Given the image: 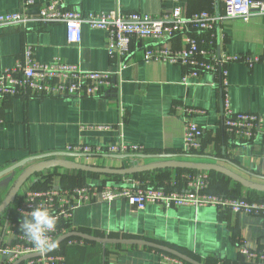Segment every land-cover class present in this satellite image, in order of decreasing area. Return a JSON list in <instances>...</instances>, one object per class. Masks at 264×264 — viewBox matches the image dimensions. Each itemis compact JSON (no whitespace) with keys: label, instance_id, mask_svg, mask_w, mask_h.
Segmentation results:
<instances>
[{"label":"crops","instance_id":"crops-1","mask_svg":"<svg viewBox=\"0 0 264 264\" xmlns=\"http://www.w3.org/2000/svg\"><path fill=\"white\" fill-rule=\"evenodd\" d=\"M48 1L37 0L33 10ZM62 1L83 13H106L119 9L159 15L174 6L171 1L162 0ZM219 4L220 0H180L183 14L216 9ZM19 9L20 0H0V13ZM263 24L264 16H252L247 21L239 18L227 20L220 25L217 46L229 54H261ZM164 40L169 47L182 46L180 35ZM158 42L153 39L134 41L126 66L113 80L115 87L100 94L19 95L0 102V171L27 157L51 152L78 154L62 158L109 168L160 160L135 157L138 153H169L178 160L217 163L250 181L264 184V122L252 139H236L222 126L221 102L223 97H227L235 111L264 114V63L257 62L252 67L242 62L227 64L224 88L218 76L212 73L204 74L199 81L190 79L184 83V67L160 60L144 62L143 49ZM106 44L107 33L85 22L82 23V39L78 44L67 43L61 23L0 26V72L22 59L28 45L32 46L33 58L38 62H48L57 57L83 69L116 72L119 60L116 56H109ZM178 105L204 110V114L192 116L203 130L202 146L198 151L184 150L185 117L176 110ZM71 145L102 150L112 145H138L142 151L127 154L105 151L79 153L68 151ZM35 162L26 163L0 177V203L19 174ZM198 172L208 175L209 192L264 197V193L247 189L218 172H187L169 168L150 174L146 179L140 178L149 183L162 180V183L158 182L161 186L173 181L180 188L187 174ZM128 179L129 176L118 178L88 172L79 176L75 171L57 168L31 176L11 206L0 213V245L15 242L16 235L12 228L10 231L9 220L11 224L14 222V206L28 190L48 185H123L128 183ZM80 203L76 202L71 218L64 224L65 230L97 237L145 239L176 249L204 264H242L244 258L236 246L241 239L252 249L264 247V214L234 213L210 206L164 208L157 204H147L143 209L134 210L124 199ZM92 243L73 244L64 249L65 245L60 251L64 264H172L166 257L172 255L148 246L107 244L103 251L101 243ZM4 262L5 258L0 255V264ZM179 264L188 263L181 260Z\"/></svg>","mask_w":264,"mask_h":264},{"label":"built area","instance_id":"built-area-1","mask_svg":"<svg viewBox=\"0 0 264 264\" xmlns=\"http://www.w3.org/2000/svg\"><path fill=\"white\" fill-rule=\"evenodd\" d=\"M173 2L174 6L168 12L150 15L139 12H123L113 9L106 13H83L69 7L62 0H50L36 6L37 0H20V9L14 12L0 13V26L25 25L37 22L42 24L61 23L65 28L68 44H78L82 39V23L92 28L104 30L107 33L106 49L110 57L119 60L117 71L87 70L77 64L63 62L55 57L48 62H38L33 58L32 46L24 48L22 59L14 66L0 72V102L13 96H90L100 94L106 89L114 88L113 80L116 74L126 66L134 41L141 39L158 40L157 45L146 46L143 49V60L166 61L185 68L182 82L190 79L200 80L204 74L212 73L218 76V81L226 86V66L231 62H242L252 67L257 62L264 63V43L261 54H229L218 50L217 28L227 20L239 18L247 21L252 16H264V0H220L219 7L212 10H199L183 14L180 0H162ZM264 28V24H263ZM180 35L182 46L169 47L165 38ZM176 110L183 114V143L185 151H198L201 148L202 127L192 116L204 114V110L193 106L178 105ZM264 122V114L235 111L231 108L229 99L222 98V126L232 137L250 140ZM68 151L79 153L106 152L110 154H127L141 152L138 145L109 146L106 150L83 145L69 146ZM128 183L123 185L88 184L74 187H54L30 189L21 196L14 206L16 214L11 228L16 235L14 243L0 245V255L5 258V264H12L23 255L42 252L35 248L24 236L21 229V211H29L36 205H44L56 217V229L50 234L56 240L68 232L64 224L71 218L72 210L77 201L90 203L94 201L109 202L124 199L134 209H143L147 204H157L164 208L179 206H210L217 210L230 211L248 215L264 214V201H252L244 196H233L224 193L207 191L208 175L204 172L187 174L182 187H176L173 181L165 186H156L147 180L129 176ZM80 203V204H81ZM82 243L81 239L69 238L66 245ZM238 252L242 255V264H264V247L260 250L250 248L245 240L236 243ZM56 252L21 264H64L60 247ZM172 264L181 260L166 255Z\"/></svg>","mask_w":264,"mask_h":264},{"label":"water","instance_id":"water-1","mask_svg":"<svg viewBox=\"0 0 264 264\" xmlns=\"http://www.w3.org/2000/svg\"><path fill=\"white\" fill-rule=\"evenodd\" d=\"M217 36H218V44H219V29L217 28ZM220 49L218 45V50ZM222 102V101H221ZM134 155V154H133ZM78 156V154L73 153H64V152H51V153H44L39 155H33L27 157L3 170L0 171V177L17 169L23 167L26 163H30L33 161H37L26 169L22 171L17 177L15 183L11 187L9 193L4 198V200L0 203V213L5 211L10 207V205L15 201L16 196L22 187V185L33 175L38 174L44 170L53 169V168H63L69 170H80L89 173H96V174H107V175H133L142 172H148L156 169H166V168H173V169H188V170H196V171H215L225 175L226 177L232 179L233 181L237 182L238 184L242 185L243 187L258 191L264 192V184L256 183L246 179L245 177L233 172L232 170L218 165L217 163H210V162H197V161H187V160H178L174 158V154L164 153V154H145V153H138L134 155L135 157L141 158H156L160 159L159 161L146 163V164H135L128 167H120V168H109V167H101L96 165H89L85 163H79L70 159H65L62 157H74ZM117 157H125L128 155H114ZM200 156V155H198ZM202 157V156H200ZM69 238H78L84 241L89 242H96L101 243L103 247V251H105V247L107 244L113 245H142L148 246L151 248L158 249L165 253H168L174 257L179 258L182 261H185L189 264H204L199 262L191 257L173 249L171 247L145 240L139 238H114V237H97L88 235L86 233L80 231H68L62 235H60L56 241L58 242V246ZM55 250V249H54ZM50 251H42V252H35L30 253L27 255H23L16 259L12 264H21L29 259L38 258L41 256L48 255L52 252Z\"/></svg>","mask_w":264,"mask_h":264},{"label":"clouds","instance_id":"clouds-1","mask_svg":"<svg viewBox=\"0 0 264 264\" xmlns=\"http://www.w3.org/2000/svg\"><path fill=\"white\" fill-rule=\"evenodd\" d=\"M21 229L32 245L41 251L58 247V242L50 234L56 229L57 217L44 205H36L29 211H21Z\"/></svg>","mask_w":264,"mask_h":264},{"label":"trees","instance_id":"trees-1","mask_svg":"<svg viewBox=\"0 0 264 264\" xmlns=\"http://www.w3.org/2000/svg\"><path fill=\"white\" fill-rule=\"evenodd\" d=\"M166 169H169V168H166ZM162 170H165V169H156V170H152V171H148V172H142V173H137V174H133V175H126V176H132V177H138V178H140V177H149V175L151 174H153V173H156V172H158V171H162ZM175 170H177V171H193V172H196V170H188V169H175ZM71 171H75L77 174H79V176H81V173L82 172H84V171H80V170H71ZM210 172H215V171H210ZM89 173V172H88ZM217 173V172H216ZM92 174H95L96 175V173H92ZM162 175H164V174H162ZM109 176H113V177H118V178H121L122 177V175H109ZM48 177V176H47ZM141 179V178H140ZM144 178H142V180H143ZM150 181V180H149ZM162 180H159L158 182H161ZM151 183H153L152 185H156V186H161L162 184V182L161 183H158V182H156V181H150ZM44 187H46V186H44ZM43 188V187H42ZM253 191V190H252ZM262 193H264V192H262ZM230 195H233V194H230ZM233 196H240V195H233ZM11 206V205H10ZM67 240V239H66ZM65 240V241H66ZM65 241H63L60 245H59V247H60V251H62L63 250V247L66 245L65 244ZM89 242V241H88ZM64 244V245H63ZM93 245H94V242L92 243ZM62 247V248H61ZM70 248V245H67V246H65L64 247V249L65 248ZM56 248H55V250H53L52 252H56ZM189 264V263H188Z\"/></svg>","mask_w":264,"mask_h":264},{"label":"rangeland","instance_id":"rangeland-1","mask_svg":"<svg viewBox=\"0 0 264 264\" xmlns=\"http://www.w3.org/2000/svg\"><path fill=\"white\" fill-rule=\"evenodd\" d=\"M54 169V168H53ZM57 169H62L63 170V168H57ZM146 179V178H145ZM240 196H244V197H246V198H248L249 200H252V201H257V200H262V201H264V197L263 198H255V197H253L252 195H250V194H247V195H240ZM82 243L83 244H85V243H89V242H84L83 240H82Z\"/></svg>","mask_w":264,"mask_h":264}]
</instances>
